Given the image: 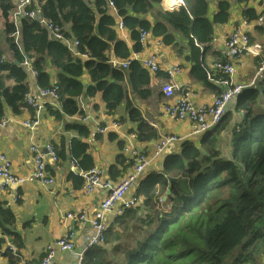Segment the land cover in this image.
Wrapping results in <instances>:
<instances>
[{
  "label": "trees",
  "instance_id": "trees-1",
  "mask_svg": "<svg viewBox=\"0 0 264 264\" xmlns=\"http://www.w3.org/2000/svg\"><path fill=\"white\" fill-rule=\"evenodd\" d=\"M183 1L186 7L170 12L161 7L162 0H96L94 3L33 0L31 8H40L45 20L63 28L65 39L78 41L73 50L54 38L39 20L23 19L16 27L10 21L15 0H0L4 33L13 54L12 59H6L0 46V121L6 117L7 108L17 116L32 110L26 102L30 88L23 63L26 58H35L40 86L54 84L49 70L57 72L55 84L60 109L49 107L57 122L65 123L66 117L82 114L80 98L101 94L109 114L125 105L128 119L137 125L138 140H157V130L137 107V102H144L152 95L150 73L137 61H131L128 69L114 67L111 53L118 59H127L132 51L142 52L139 32L148 30L179 56H184L188 47L190 53L185 59L199 62L201 47L213 40L215 26L228 22L229 4L220 1L221 12L210 19L209 0ZM109 3L115 6L125 28L131 32L135 42L132 50L118 38ZM164 5L170 9L181 4L179 0H164ZM17 30L19 45L11 37ZM14 59L21 65H16ZM87 74L90 84L84 80ZM204 77L207 79L206 72ZM260 96L263 93L249 89L238 97V110H243L244 117L232 130L228 146L222 138L231 122L227 113L198 142L182 141L179 152L166 154L163 172L150 174L137 190V195L145 198L146 207L154 209L153 212L142 219L139 208L127 210L119 218V229L107 230L105 246L88 249L84 264H261L264 259V104L260 105ZM65 127L77 131L81 138L90 135V129L83 124H65ZM61 148L59 158H65L64 144ZM88 149V144L80 138L69 145L72 160L82 170L94 166ZM118 165L125 170L122 156L110 171L118 172ZM71 177L75 187L82 188L84 180ZM168 190L171 193L164 205L172 209L171 213L155 208L159 197ZM15 223L12 209L0 202V247L6 235H15V246L23 247L22 239L14 233ZM11 264L18 262L13 259Z\"/></svg>",
  "mask_w": 264,
  "mask_h": 264
},
{
  "label": "crops",
  "instance_id": "crops-1",
  "mask_svg": "<svg viewBox=\"0 0 264 264\" xmlns=\"http://www.w3.org/2000/svg\"><path fill=\"white\" fill-rule=\"evenodd\" d=\"M220 1L229 4V20L226 24L215 26L213 40L201 47L199 62L185 59V56L190 53L188 47L185 49V55L179 56L173 48L164 45L161 38L151 37L142 52H131V60L141 61L150 52L156 54L161 63V72L151 78V97L144 102H137V107L144 119L149 121L150 125L157 130V140L141 142L137 138H133V135L136 134L137 125L128 119L125 105L120 106L115 113L109 114L101 94L94 98H80L79 106L82 114L66 117L65 123L57 122L46 110L45 113L41 114L40 124L34 129H27L14 122L28 121L36 116L35 112L26 110L22 115L17 116L7 108L6 116L12 122L0 129V164L2 162L1 157L4 156L11 163L12 172L25 178L26 182L17 190L9 187L1 189L4 180L0 178V202L6 203L14 212L16 217L14 233L23 242V247L18 249L14 244L15 235H6L4 237L5 243L0 247V264H11L13 259H16L18 264H30L40 261L45 256L46 246L63 237L69 231V228L74 226V221L66 218L68 213H85L90 218L100 211L104 196L103 191L86 194L82 188L75 187L71 175L83 179V173L94 168H101L105 171V179L117 181L123 174L120 173L123 171V167L118 165V172H111L110 168L117 165L119 156L129 157L123 152L122 148L128 145L132 149L144 152L149 157V164L140 180L141 182L152 173L161 174L163 172L164 156L168 153L179 152L182 141L191 140L189 137L193 129L192 123L188 120L176 121L166 114L163 103L164 97L161 92V86L166 79V70L172 67L182 69L181 74L176 78L179 85V90L175 93L177 98L187 97L196 105H212L215 97L221 91V86L217 84V81L222 78L215 65L226 58L224 50L227 37L237 28H242L248 34L251 44L258 43L262 45V52L259 57L249 54L240 58L236 66L234 82L248 86L256 81L257 65L264 60V18L263 22L258 23L259 18L264 17V0H209L208 16L210 19L221 12ZM161 7L167 11L163 3H161ZM109 14L115 21L120 22L118 10L115 11L111 8ZM148 19L154 23L152 17H148ZM4 30L5 19L0 13V32L4 34V38H0V46L5 51V57L12 59L13 54L10 51V45L6 41ZM115 30L118 38L132 50L135 42L132 40L130 31L116 28ZM116 60L121 62V59ZM49 72L51 82L56 83L57 72L53 69H50ZM205 72L207 73V79L204 77ZM27 73L29 76L27 82L31 84L33 89L37 81L30 69ZM89 78L88 74L85 75L86 84H90ZM44 101L53 109L60 108L56 101L50 98ZM259 103L260 105L264 104V91L263 96H260ZM227 113L231 115L229 126L234 131L235 126L244 117L243 110H238L237 100L228 104ZM73 123L86 125L90 129L89 137L86 139L81 138L77 131L67 130L65 124ZM113 123H117V126H113ZM101 127H107L105 133L97 132V129ZM167 135H178L182 140L170 144L160 157L154 158L152 153L159 138ZM231 137L232 134L222 137L226 146L231 142ZM77 138L88 144V151L93 159L94 166L91 169L82 170L77 163L78 172L75 173L71 165L72 158L69 145L72 140ZM199 140L192 139L196 142ZM47 144H53L58 154L62 149L61 145L64 144L66 154V157H60L57 163H53L48 157L45 158L48 173L56 178V183L52 187H45L33 178L35 166L30 148L36 145L44 150ZM137 190L131 189L126 198L130 199L132 196L137 195ZM16 191L19 193V200L15 199ZM162 199L164 200V197ZM160 206L159 209H161ZM139 210L140 218L145 219L149 212H153L154 209L146 207L145 198L143 197ZM107 223L108 230L119 229V218H116L113 212L108 214ZM82 228L87 231L91 230L88 223L83 225ZM75 229L77 230L76 238L82 236L80 227L75 226ZM132 229L130 228L129 231H132ZM8 248H11L12 251L4 252ZM55 261L57 264H75L69 252L58 251L55 255Z\"/></svg>",
  "mask_w": 264,
  "mask_h": 264
},
{
  "label": "built area",
  "instance_id": "built-area-1",
  "mask_svg": "<svg viewBox=\"0 0 264 264\" xmlns=\"http://www.w3.org/2000/svg\"><path fill=\"white\" fill-rule=\"evenodd\" d=\"M93 1V0H87ZM33 0H17L16 7L11 13V20L17 25L21 19L29 18L35 19L40 17V8H31ZM184 2L180 6H184ZM110 10H117L112 3L108 4ZM167 8V7H166ZM168 9V8H167ZM170 8L168 10H174ZM263 16L259 18L258 23L263 22ZM43 25H47L52 35L58 40H64V34L61 28L54 23L45 19L41 20ZM118 29H125L122 21L118 23ZM15 43L19 45L18 32L11 35ZM149 33L142 31L141 42L146 44L148 42ZM224 56L226 57L224 62L217 63L215 66L218 71L224 76V78L218 83L222 86V92L215 97V101L212 105H195L187 97H175V91L179 90V85L176 82V78L181 74L179 67H172L167 70L168 80L162 86V92L164 93L167 102L165 104V110L171 119L176 121L188 120L192 123L193 129L190 134V139H200L208 131L215 128L227 114V106L236 97H238L244 90V85L234 83V75L236 72V63L244 55H252L259 57L262 52V45L258 43L251 44L248 34L242 29L237 28L226 39ZM34 59L26 58L24 60V66L31 70V73L38 78L39 74L34 68ZM142 66L148 69L151 74H157L160 71V66L157 61V57L152 55L140 61ZM116 65H121L123 68H127L129 62H122ZM264 79V60L260 61L257 65V80L262 81ZM31 87V85H30ZM52 98L59 100L58 86L54 85L49 88L36 85L26 97L27 104L34 109L36 116L34 119L20 123L21 126L27 129H34L40 124L41 114L46 109V102L44 99ZM174 100L173 102H170ZM10 123L9 119H2L0 121V129ZM113 126H117L113 123ZM100 133H104L106 128L98 129ZM135 137V136H133ZM181 137L177 135H167L158 140L154 151V158L160 157L167 146L170 144L181 141ZM30 152L33 155L34 161V174L33 178L45 187H52L56 183V178L50 175L46 169L45 158H50L53 163H57L59 156L56 148L53 144H47L43 150L41 147L33 145L30 148ZM125 153L129 155V159L132 162V166L125 173V175L117 182L104 179V171L101 169H92L88 173L83 175L85 183L83 191L86 194H93L100 190L104 191V196L101 202L100 211L96 212L92 217H87L85 213H68L66 218L74 221V226L69 228V231L58 241L51 243L47 246L46 257L37 264H54V256L56 250L69 252L74 258L77 264H84V253L87 249L103 246L106 243L107 232V216L113 212L115 217L122 216L128 209L136 208L141 204V198L139 196H133L127 199L126 196L131 189L137 184L138 180L144 173L146 166L149 163L147 155L143 152L126 147ZM0 164V178L4 181L1 185V189L6 187L18 189L22 187L26 179L15 175L11 169V163L4 157H1ZM73 172H77V165L75 161H72ZM15 199H19L18 192H15ZM161 201V200H160ZM162 203V201H161ZM165 213H170L171 208H166ZM89 224L91 230L87 231L83 229V225ZM75 226H79L82 231V236L76 238L77 230Z\"/></svg>",
  "mask_w": 264,
  "mask_h": 264
},
{
  "label": "clouds",
  "instance_id": "clouds-1",
  "mask_svg": "<svg viewBox=\"0 0 264 264\" xmlns=\"http://www.w3.org/2000/svg\"><path fill=\"white\" fill-rule=\"evenodd\" d=\"M87 1V0H86ZM96 0H93V1H88V2H91V3H94ZM183 1V0H182ZM15 2H17V0H15ZM162 3H163V5H164V0H162ZM185 3V2H184ZM186 5V4H185ZM179 6V7H177V8H175L174 10H168L167 8H166V6H165V8L167 9V11H170V12H172V11H176V10H179V9H181V8H184V7H186V6ZM10 18H11V14H10ZM24 19H26V18H24ZM27 19H29V18H27ZM42 19H44L43 17H42V14L40 13V17L39 18H35V20H39L40 22H41V20ZM23 19H21V21H22ZM10 21L14 24V22L10 19ZM20 21V22H21ZM120 21H122L123 22V18H121L120 17ZM19 22V23H20ZM19 23L17 24V25H15L16 27H18V25H19ZM118 23L119 22H117L116 21V26H115V28L116 29H118ZM42 24V23H41ZM55 24V23H54ZM124 24V23H123ZM56 25V24H55ZM44 26H47V25H44ZM57 26V25H56ZM48 27V26H47ZM59 27V26H58ZM125 27V26H124ZM59 28H61V27H59ZM48 29H49V27H48ZM62 29V31H63V28H61ZM126 29V28H125ZM125 29H123V30H125ZM50 30V29H49ZM118 30H120V29H118ZM128 30V29H127ZM68 31L69 32H71L70 31V29L68 28ZM142 31H147L148 33H149V38H148V41L150 40V38L152 37V35H151V33H150V31H148V30H140V43L142 44V46H143V48L145 47V46H147V44H148V42L146 43V44H143L142 42H141V33H142ZM18 32V30L16 31V33ZM51 32V31H50ZM131 33V32H130ZM18 34H19V32H18ZM52 34V33H51ZM12 37V36H11ZM54 37V36H53ZM13 38V37H12ZM19 38H20V35H19ZM55 38V37H54ZM60 41H62L63 43H65V44H68V45H70L71 46V48L73 49V50H75L76 49V47L78 46V41L77 40H73L72 42L71 41H68L67 39H64V40H60ZM113 53H111V55H112ZM152 55H154V56H156L157 57V55L156 54H153V53H148V54H146V58L147 57H151ZM7 59V58H6ZM34 60H35V58H33ZM116 59H118V58H116L115 56H114V54H113V56H112V58H111V64L114 66V67H118V68H121V69H128L129 68V65H130V63H131V61H136V60H131L130 59V56H129V58H127V59H121V62H117V60ZM2 60L3 61H5V58H2ZM16 59H14V61H15ZM225 60V59H224ZM224 60H222V62H224ZM240 60V59H239ZM239 60L237 61V63H236V66H237V64H238V62H239ZM17 61V60H16ZM157 61H158V63H159V66H160V71L157 73V74H151L149 71H148V69H146L145 67H143L142 66V64H141V62L140 61H137V62H139L140 64H141V66L143 67V68H145L149 73H150V75H151V78L153 77V76H156V75H158L160 72H161V63L159 62V59H158V57H157ZM122 62H129V65H128V67L127 68H123L121 65H116V64H119V63H122ZM222 62H220V63H222ZM20 63V62H19ZM34 63H35V61H34ZM34 63H33V65H34ZM20 65H21V63H20ZM23 65H24V63H23ZM26 68V67H25ZM34 68H35V66H34ZM181 69V68H180ZM26 70L28 71V68H26ZM36 70V69H35ZM216 70L218 71V69L216 68ZM181 72H182V69H181ZM219 72V71H218ZM220 73V72H219ZM236 73V72H235ZM221 74V73H220ZM222 75V74H221ZM34 76V75H33ZM39 76H40V74H39ZM235 76V75H234ZM35 77V76H34ZM39 78V77H38ZM38 78H36L35 77V79H36V81H37V84L36 85H39L38 84ZM166 79H165V82L164 83H166V81L168 80V75H167V70H166V77H165ZM224 78V76L222 75V78L220 79V80H218L217 81V84L222 80ZM211 79V78H210ZM176 80V79H175ZM212 80V79H211ZM233 80H234V78H233ZM213 81V80H212ZM177 82V81H176ZM163 83V84H164ZM235 83V82H234ZM254 83H262V81L260 82V81H258L257 79H256V81L255 82H253L252 84H254ZM163 84H162V86H163ZM237 84V83H236ZM251 84V85H252ZM30 83H28V86H29V88H30V91H31V87H30ZM35 85V86H36ZM54 85H56L55 83L54 84H52L50 87H52V86H54ZM220 86H221V84H219ZM40 86V85H39ZM162 86H161V92H162ZM245 86V85H244ZM248 86H250V85H248ZM41 87H43V86H41ZM245 87H247V86H245ZM245 87H244V90L243 91H245ZM45 88H49V87H45ZM177 91V90H176ZM176 91H175V93H176ZM222 92V86H221V91L219 92V94ZM29 94V93H28ZM162 94H163V97H164V100H163V103H164V108H165V104H166V102H167V99H166V97H165V95H164V93L162 92ZM218 94V95H219ZM242 94V93H241ZM240 94V95H241ZM239 95V96H240ZM238 96V97H239ZM175 97H176V95H175ZM238 97H236L234 100H238ZM179 98V97H178ZM47 99V98H46ZM50 99H52V98H50ZM45 100V99H44ZM52 100H54V99H52ZM233 100V101H234ZM54 101H56V104L60 107V100H54ZM174 100H171L170 102H173ZM46 102V101H45ZM194 103V102H193ZM80 104V103H79ZM195 104V103H194ZM196 105V104H195ZM30 107V106H29ZM49 107H50V105L46 102V109H45V111L43 112V113H45L46 112V110H47V112H49ZM60 108H58V109H54V110H59ZM32 110L34 111V109L32 108ZM166 111V110H165ZM35 112V111H34ZM36 113V112H35ZM42 113V114H43ZM50 114V113H49ZM167 114V113H166ZM168 115V114H167ZM227 115V114H226ZM225 115V116H226ZM6 119H9L10 120V122H12V120L10 119V118H8L7 116L5 117ZM35 118V117H34ZM34 118H32V119H34ZM170 118V117H169ZM31 120V119H30ZM25 122V121H24ZM14 123H17L18 125H20V123H22V122H18V121H15ZM9 124V123H8ZM117 124V123H116ZM101 128H106V130H107V127H101ZM101 128H98V129H101ZM98 129H97V132L98 133H100L99 131H98ZM106 132V131H105ZM104 132V133H105ZM133 136H135V137H133V138H137V135L136 134H134ZM178 136V135H177ZM180 137V136H179ZM162 138V137H161ZM161 138H159V140L161 139ZM201 139V138H200ZM192 140V139H191ZM140 141V140H139ZM141 142H146V141H141ZM179 142H181V141H179ZM126 147H129L128 145H126V146H124V147H122L123 148V152H125V149H126ZM136 150V149H135ZM57 151V150H56ZM139 151V150H138ZM142 152V151H141ZM144 153V152H143ZM57 154H58V152H57ZM127 154V153H126ZM145 154V153H144ZM153 154V153H152ZM128 155V154H127ZM145 155H147V154H145ZM59 156V155H58ZM129 156V155H128ZM147 157H148V155H147ZM59 160H60V158H59ZM59 160H58V162H59ZM124 160H125V165H126V168H125V170L123 171V174H122V176L120 177V179L125 175V173L129 170V168L132 166V162L130 161V159H129V157L128 158H124ZM148 160H149V157H148ZM72 161H75L76 162V165H77V161L76 160H72ZM72 161H71V164H72ZM149 164V163H148ZM148 166V165H147ZM146 166V167H147ZM77 168H78V166H77ZM94 169H101V168H94ZM146 169V168H145ZM101 170H103V169H101ZM91 171V170H90ZM104 171V170H103ZM77 172H78V169H77ZM89 172V171H88ZM88 172H86V173H88ZM76 173V172H75ZM104 173H105V171H104ZM144 173H145V170H144ZM144 173H143V175L141 176V178L144 176ZM85 173H83L82 174V176L84 175ZM141 178L138 180V182H137V184L133 187L134 189H138L139 188V185H140V180H141ZM83 179H84V177H83ZM104 179H105V174H104ZM120 179H118L117 181H119ZM105 180H111V181H114V180H112V179H105ZM117 181H114V182H117ZM84 183H85V179H84ZM83 186H84V184H83ZM20 188V187H19ZM82 190H83V187H82ZM100 191H102V190H100ZM99 192V191H98ZM97 193V192H96ZM103 193H105L104 191H103ZM94 194V193H93ZM167 194V193H166ZM165 194V195H166ZM18 195H19V193H18ZM165 195L163 196V197H165ZM135 196V195H134ZM136 196H139V195H136ZM133 197V196H132ZM140 197V196H139ZM141 198V204L138 206V207H136V208H139L141 205H142V199H143V197H140ZM20 199V198H19ZM18 199V200H19ZM162 201V203H161V201ZM164 202L165 201H163V199L161 198V197H159V203H158V205H157V208H159V206L161 207V211L162 212H165L164 210L166 209V208H170V207H165V205H164ZM132 209H135V208H132ZM129 210V209H128ZM171 212H172V209H171ZM170 212V213H171ZM125 214V213H124ZM123 214V215H124ZM122 215V216H123ZM121 217V216H120ZM120 217H117V218H120ZM107 230H108V227H107ZM62 238V237H61ZM59 240V239H58ZM58 240H56V241H58ZM55 241V242H56ZM106 241H107V232H106ZM54 243V242H53ZM51 244V243H50ZM106 244V243H105ZM49 245V244H48ZM47 245V246H48ZM47 246H46V252H45V256L40 260V261H38V262H32V263H30V264H37V263H40L45 257H46V255H47ZM105 245H103V246H96V247H104ZM90 249V248H89ZM58 251H61V250H56V252H55V255H56V253L58 252ZM88 251V249L86 250V252ZM62 252H65V251H62ZM86 252L84 253V262H85V254H86ZM74 259V258H73ZM264 260V259H263ZM75 261V260H74ZM54 264H57L56 263V261H55V256H54ZM75 264H77V261L75 262ZM261 264H264V262H262Z\"/></svg>",
  "mask_w": 264,
  "mask_h": 264
},
{
  "label": "water",
  "instance_id": "water-1",
  "mask_svg": "<svg viewBox=\"0 0 264 264\" xmlns=\"http://www.w3.org/2000/svg\"><path fill=\"white\" fill-rule=\"evenodd\" d=\"M14 63L16 64V65H20V63H19V61H14ZM249 89H256V90H258L260 93H261V95H262V91H263V89H264V86H263V84L262 83H254V84H252V85H250V86H247V87H245V91L246 90H249ZM232 130H233V128L232 127H228L226 130H225V132L223 133V137H226L227 135H230L231 134V132H232ZM164 158H165V156H164ZM169 180H173L172 178H170ZM170 193H171V190H168L167 191V194L165 195V197H164V200L166 201L167 200V197H168V195H170ZM163 200V201H164ZM8 251H12V249L11 248H8V249H6V251H4V252H8Z\"/></svg>",
  "mask_w": 264,
  "mask_h": 264
},
{
  "label": "rangeland",
  "instance_id": "rangeland-1",
  "mask_svg": "<svg viewBox=\"0 0 264 264\" xmlns=\"http://www.w3.org/2000/svg\"><path fill=\"white\" fill-rule=\"evenodd\" d=\"M0 38H4V34L2 32H0ZM136 233L133 234V237H135ZM126 239V235L123 237L122 241H124ZM238 250V249H237ZM236 251V250H235ZM237 253V252H236ZM264 262V260H263Z\"/></svg>",
  "mask_w": 264,
  "mask_h": 264
},
{
  "label": "bare ground",
  "instance_id": "bare-ground-1",
  "mask_svg": "<svg viewBox=\"0 0 264 264\" xmlns=\"http://www.w3.org/2000/svg\"><path fill=\"white\" fill-rule=\"evenodd\" d=\"M180 1V4L182 5L183 1L182 0H179Z\"/></svg>",
  "mask_w": 264,
  "mask_h": 264
}]
</instances>
